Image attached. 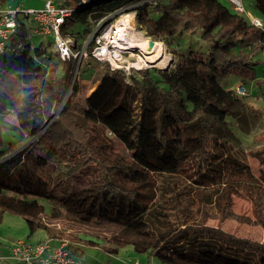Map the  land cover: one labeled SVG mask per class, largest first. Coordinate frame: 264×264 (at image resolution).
Instances as JSON below:
<instances>
[{
    "label": "trees",
    "instance_id": "16d2710c",
    "mask_svg": "<svg viewBox=\"0 0 264 264\" xmlns=\"http://www.w3.org/2000/svg\"><path fill=\"white\" fill-rule=\"evenodd\" d=\"M69 2L56 4L70 9L61 30L78 49L98 23L112 22L110 16L126 9L135 14L144 36L164 43L176 60L167 69L132 74L130 84L121 71L94 61L103 74L78 105L75 84L67 96L74 63L59 58L53 40L29 43L28 25L18 19L8 52L0 54V135L6 137L0 143V208L20 215L30 236L43 230L46 238L38 244L52 235L64 239L63 231L49 233L40 217L47 213L53 220L111 231L109 246L97 235L80 238L84 248L109 256L129 244L165 264H264V241L239 238L201 218L212 205L231 217L232 195L247 184L264 227V175L255 178L240 163L242 156L233 154L234 134L225 123L229 114L240 112L242 102L236 91L219 86L232 73L253 78L251 66L260 63L264 51V30L221 0ZM253 3L264 18V0ZM77 26L83 30L74 33ZM195 30L211 44L207 55H177L174 37ZM16 75L14 90L8 83ZM114 121L128 123L117 139L133 155L140 136H152L157 149L149 150L148 163L111 150L104 133ZM92 167L95 178L71 186L81 168ZM242 179L245 183L237 181ZM5 192L47 203L16 200ZM2 219L0 211V224ZM68 248L77 258L83 254L73 242Z\"/></svg>",
    "mask_w": 264,
    "mask_h": 264
},
{
    "label": "rangeland",
    "instance_id": "374dc122",
    "mask_svg": "<svg viewBox=\"0 0 264 264\" xmlns=\"http://www.w3.org/2000/svg\"><path fill=\"white\" fill-rule=\"evenodd\" d=\"M221 1L227 6L231 7L227 0ZM7 2L12 4L11 6H19L21 11L29 8L38 10L36 8L43 7V2L41 0H0V4ZM54 2L58 4L62 3L67 6L71 4L69 0H54ZM241 3L244 9V12L241 15L249 22H251L252 16L257 18L261 22V29L264 30V18L261 17L255 10L253 0H241ZM22 17L25 16L23 13H20L18 15V19ZM114 17L115 15L112 18ZM26 19H28V21L25 23L29 28V43H31L33 46H38L40 43H44L45 41H51L52 36L50 35L35 34L33 32L34 22L31 20V17H25V20ZM82 30V26H77L74 29V33ZM132 36L134 38L137 37L138 40H144L147 43H149V41H153L152 39L146 38L144 36V32L138 28L137 23L135 31L131 32V37ZM138 40L135 39L134 42H139ZM153 42L156 44L155 41ZM159 43L163 46L164 55H161V57L155 59V61L152 63L146 64H148L147 66H149V68H170L171 65L174 64L176 56L168 51L164 43ZM210 46V42L203 41L199 37L198 30H195L192 33L177 34L174 37L173 43V48L175 49L177 55H183L189 51H192L198 53L202 57H205ZM134 49H136V53H141L142 50H144L143 47ZM152 55L153 54L151 53V55L149 54L148 57ZM259 60V64L251 66L253 70L252 79L245 77L240 73H232L220 79L219 81V86L224 89L235 91L236 88L240 87L244 90L243 95L240 93L238 94L242 102L241 107L243 108L240 110V112L236 110L237 112L235 111L234 113L229 114L226 117L225 123L231 130V133L234 134L235 140H230L233 154L237 157L242 156L240 163L247 165L249 172L253 174L255 178H258L260 175H264V51L259 54ZM69 62L74 63L73 61ZM103 70L104 69H101L100 65L96 64V62L91 59H86L85 62L80 65L75 81V88H78L79 97L77 100L74 98L78 105L82 104V100L84 99L87 92L84 89L85 93H83V90H80V88L90 87L91 89L92 86H97L98 81L103 74ZM17 76L18 75L12 77L11 83H8V86L14 88V90L19 83ZM14 90H12V92ZM9 122L15 124V119L10 118ZM124 125V123H118L117 121H114L113 124L107 128V131H105L104 134L106 135V139L111 147V150L117 151L119 154L124 155V157L129 158L130 160L134 158L138 159L140 162L148 163V152L149 150L156 151V141L151 135H141L139 141L137 142L138 147L135 151V154L133 155V153H131L129 150L126 151L122 143L117 139V136L121 134L122 131L126 133L128 123L125 127ZM5 139L6 137L0 135V143ZM128 140L129 138H126L127 143ZM91 169H93V167ZM93 178H95L94 169L90 170L88 168H81V170L76 173L74 178H72L71 186L74 183H86ZM237 181L239 183H245L243 179ZM234 183L235 181L233 182V185L235 186ZM4 195L13 197L16 200H22L24 202L37 201L38 204L42 205L47 203V201L42 198L29 195H16L10 192H5ZM249 196H253V192L248 189L247 184L237 187V192L234 193L231 198L232 206L229 209L232 213L231 217L224 218L223 215L215 208L216 206L212 205L208 206L206 209L205 213L208 215L207 218L204 215H201V218L206 219V225L208 226L215 228L218 227L219 229H222V231L239 238H246L257 242H262L264 241V227L256 219L254 204L250 200ZM196 206H199V204ZM0 211L3 214V219L0 224V242L3 250H10L12 244L16 241H24L28 242L29 244H36L46 238V233L40 229L30 236L26 222L20 215L15 214L7 209L0 208ZM40 217L43 223L50 226L49 233L54 234L56 231H63L64 233L61 234L62 237L68 240L69 243L73 242L76 247H83L84 241H82L80 238L84 236L92 237L95 235L104 238L105 241L103 242V245L109 246L107 239H109L111 231H107L103 226L94 224L89 226H81L65 220H53L48 216L47 213L42 214ZM52 237L55 236L52 235L49 237V239ZM11 241H13V243H10ZM78 259L80 260L81 264H165V262H162L149 252L139 253L134 251L132 245L129 244L119 248L117 253L111 256L101 249L86 248ZM6 263L13 264L9 261Z\"/></svg>",
    "mask_w": 264,
    "mask_h": 264
},
{
    "label": "built area",
    "instance_id": "2783aa9c",
    "mask_svg": "<svg viewBox=\"0 0 264 264\" xmlns=\"http://www.w3.org/2000/svg\"><path fill=\"white\" fill-rule=\"evenodd\" d=\"M41 1L43 7L38 10L26 9L21 11L19 6H0V54L8 52L6 43L8 37L16 30L18 15L23 13L25 17H31L36 23L34 32L52 36L59 58L75 63L68 97L75 84L80 65L88 58L98 63L107 64L111 71L120 70L127 84L131 83V76L134 72L149 68L147 65L150 62H147L146 59V56L149 55L146 54L148 50L136 53V49L130 47L131 32H134L136 28V17L133 12L121 9L114 14L115 17L112 22H108L110 19L108 18V20L98 23L81 49H78L73 38L64 35L61 30L65 18L70 15V9L58 6L54 0ZM227 1L236 13L242 14L244 12L241 0ZM114 15L110 17L112 18ZM122 21L125 22L122 23ZM251 24L261 27V22L255 18H251ZM89 43L92 46L87 50ZM235 91L237 94H244V90L240 87L236 88ZM53 241L55 242L52 243ZM68 246L69 241L66 239H49L36 245L16 241L12 244L10 252L15 259L24 264H81L80 260L72 255Z\"/></svg>",
    "mask_w": 264,
    "mask_h": 264
},
{
    "label": "crops",
    "instance_id": "0c3cea01",
    "mask_svg": "<svg viewBox=\"0 0 264 264\" xmlns=\"http://www.w3.org/2000/svg\"><path fill=\"white\" fill-rule=\"evenodd\" d=\"M6 5H12V4H10L9 2H7V3H4V4H0V6H6ZM13 7H15V6H13ZM29 9H34V8H29ZM36 9H40V8H36ZM27 18H29V17H27ZM252 18H255V17H253L252 16ZM255 19H257V18H255ZM20 20L21 21H23L24 23L26 22V21H28V19H26L25 20V17H22V18H20ZM32 20V19H31ZM33 21V20H32ZM34 22V21H33ZM30 23V22H29ZM35 28H36V23L34 22V28H33V32H34V30H35ZM35 34H37L36 32H34ZM39 35H41V34H39ZM51 40H53V38L51 39ZM86 42V41H85ZM84 42V43H85ZM84 45V44H83ZM95 87L96 86H92V88L90 89V87L88 88H83V87H81L80 88V90L82 89L83 90V93H85L84 92V89H85V91H87L86 92V94H85V97L86 96H88L94 89H95ZM81 92V91H80ZM82 93V94H83ZM78 97H79V95H78ZM84 97V98H85ZM82 99H83V97H82ZM10 118H13V117H9L8 119H7V121L9 122V119ZM1 234V233H0ZM54 237H52L51 238V240H58V239H56V238H54ZM55 241H53L52 243H54ZM10 243H13V241H11ZM27 244H29L28 242H26ZM36 244H38V243H36ZM36 244H30V245H36ZM3 247H2V245H1V242H0V264H10V263H6V262H11V263H13V264H24L23 262H20L19 260H17V259H15L13 256H12V254H11V252H10V250H3L2 249ZM9 248H10V246H9ZM79 248H83V250L81 251L82 253L85 251V249L86 248H84V247H79ZM9 251V252H8Z\"/></svg>",
    "mask_w": 264,
    "mask_h": 264
},
{
    "label": "bare ground",
    "instance_id": "6f19581e",
    "mask_svg": "<svg viewBox=\"0 0 264 264\" xmlns=\"http://www.w3.org/2000/svg\"><path fill=\"white\" fill-rule=\"evenodd\" d=\"M125 21H122V23H124ZM137 36V35H135ZM132 36V40H131V46L130 47H134V48H138V47H143L144 50L145 48L148 49V52L146 54H153L152 56L148 57L149 55L146 56L147 61H149L150 63H152L153 61H155V59L161 57V55H164L163 52V46L162 44H160L159 42L154 45H152L151 47L149 46V43L145 42L144 40H138L137 37ZM135 39H137L139 42H134Z\"/></svg>",
    "mask_w": 264,
    "mask_h": 264
},
{
    "label": "water",
    "instance_id": "95a60500",
    "mask_svg": "<svg viewBox=\"0 0 264 264\" xmlns=\"http://www.w3.org/2000/svg\"><path fill=\"white\" fill-rule=\"evenodd\" d=\"M153 43H154L153 41H149V46L151 47V46L153 45ZM163 69H167V67H165V68H163ZM163 69H162V70H163ZM55 116H56V115H54V117H55Z\"/></svg>",
    "mask_w": 264,
    "mask_h": 264
},
{
    "label": "clouds",
    "instance_id": "9594fccd",
    "mask_svg": "<svg viewBox=\"0 0 264 264\" xmlns=\"http://www.w3.org/2000/svg\"><path fill=\"white\" fill-rule=\"evenodd\" d=\"M70 37V36H69ZM89 38V37H88ZM87 41V40H86ZM88 59H90V58H88ZM92 60V59H91ZM94 61V60H93ZM100 64H103V63H100ZM75 70V69H74ZM162 70V69H161ZM120 71V70H119ZM142 71V70H141ZM139 72V71H138ZM134 73H136V72H134Z\"/></svg>",
    "mask_w": 264,
    "mask_h": 264
}]
</instances>
